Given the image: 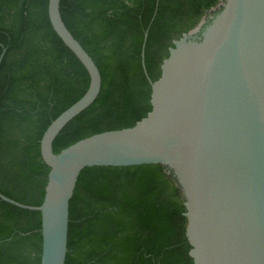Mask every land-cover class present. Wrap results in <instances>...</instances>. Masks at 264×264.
Returning <instances> with one entry per match:
<instances>
[{
	"label": "trees",
	"instance_id": "1",
	"mask_svg": "<svg viewBox=\"0 0 264 264\" xmlns=\"http://www.w3.org/2000/svg\"><path fill=\"white\" fill-rule=\"evenodd\" d=\"M219 3L61 0L62 21L97 66L101 88L56 136L53 152L146 117L145 31L144 64L153 82L173 41ZM47 5L0 0V193L30 206L42 203L49 172L41 137L89 85L85 68L53 31ZM184 213L181 189L161 165L85 168L69 202L65 264H193ZM40 228L39 212L0 200V264H40Z\"/></svg>",
	"mask_w": 264,
	"mask_h": 264
},
{
	"label": "water",
	"instance_id": "2",
	"mask_svg": "<svg viewBox=\"0 0 264 264\" xmlns=\"http://www.w3.org/2000/svg\"><path fill=\"white\" fill-rule=\"evenodd\" d=\"M60 1L48 0L50 25L89 85L41 137L49 168L42 203L24 205L0 193L1 201L40 213V264H65L69 202L82 170L140 165H161L176 179L193 264H264V0H220L217 13L173 41L153 82L144 64L145 31L146 117L55 154L56 136L101 88L97 66L62 21Z\"/></svg>",
	"mask_w": 264,
	"mask_h": 264
},
{
	"label": "rangeland",
	"instance_id": "3",
	"mask_svg": "<svg viewBox=\"0 0 264 264\" xmlns=\"http://www.w3.org/2000/svg\"><path fill=\"white\" fill-rule=\"evenodd\" d=\"M213 11H215V9H213L212 11H210L209 13H207L206 16H204L202 19H201V22H203Z\"/></svg>",
	"mask_w": 264,
	"mask_h": 264
}]
</instances>
